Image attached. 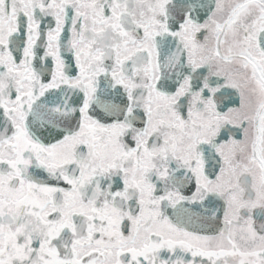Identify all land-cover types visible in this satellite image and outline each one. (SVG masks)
Returning a JSON list of instances; mask_svg holds the SVG:
<instances>
[{
	"label": "snow or ice",
	"instance_id": "obj_1",
	"mask_svg": "<svg viewBox=\"0 0 264 264\" xmlns=\"http://www.w3.org/2000/svg\"><path fill=\"white\" fill-rule=\"evenodd\" d=\"M0 264H264V0H0Z\"/></svg>",
	"mask_w": 264,
	"mask_h": 264
}]
</instances>
